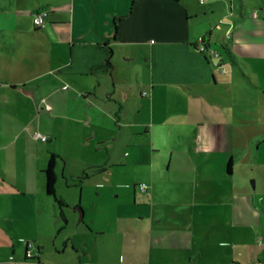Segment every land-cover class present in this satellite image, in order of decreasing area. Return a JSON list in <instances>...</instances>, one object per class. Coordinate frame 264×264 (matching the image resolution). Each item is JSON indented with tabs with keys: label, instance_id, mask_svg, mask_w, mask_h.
<instances>
[{
	"label": "crops",
	"instance_id": "0c3cea01",
	"mask_svg": "<svg viewBox=\"0 0 264 264\" xmlns=\"http://www.w3.org/2000/svg\"><path fill=\"white\" fill-rule=\"evenodd\" d=\"M245 3L0 0V264H264V134L254 153L235 149L229 105L243 80L264 93V13ZM53 153L56 193L76 187L78 201L61 196L85 219L61 239Z\"/></svg>",
	"mask_w": 264,
	"mask_h": 264
},
{
	"label": "rangeland",
	"instance_id": "374dc122",
	"mask_svg": "<svg viewBox=\"0 0 264 264\" xmlns=\"http://www.w3.org/2000/svg\"><path fill=\"white\" fill-rule=\"evenodd\" d=\"M264 2V0H246L245 3V8L246 11L249 15H251V13L253 11H257L259 12L262 9V12L260 13V15H262L264 13V7H262V3ZM235 7H237V10L240 9L241 4L240 2H236V4L234 5ZM228 9V14H232L230 9ZM234 14L241 18V15L238 12H233ZM234 18V17H233ZM246 72H248L249 74H252L250 72V70L248 68L245 69ZM254 84L258 86L257 83H259L261 80L256 76V74H254ZM242 85L245 88V91H240V89H236V91H238V100L236 97L232 98L233 100L235 99L237 101V104H241L242 108H240V106L238 105H234L235 102H230V106L232 108H230V113L232 116V121H235L238 125H240V127L244 130L243 132L245 133L242 141H238L235 137V149H247L249 152L256 151V144L258 143L259 139L261 138V136L264 134V93L261 89H257L251 86L250 82H247L245 80H243ZM222 106V105H221ZM224 107V106H222ZM246 109V110H245ZM250 110H254L255 113H252ZM29 112H26L24 114V120L26 122H31V121H35L38 119V117L40 116L38 114V111L32 110V108L28 109ZM226 113V117L227 119H229L228 117V113L227 111H225ZM63 134L60 133V137L61 140H59L58 142V146L61 147V149H64V144H63ZM237 140V141H236ZM54 140L52 141L53 144ZM43 144L46 146V149L48 151V144L44 143ZM264 150V145H260V151ZM252 153V155H253ZM58 160H61L60 158ZM253 160V159H252ZM261 160V158H260ZM241 165H234L238 170H240L243 173H248V171H252L250 169H252V165L248 164L246 158L241 159L240 161ZM63 164V163H62ZM62 182V183H60ZM59 185H57V195L59 197L64 198L63 196H61V193H65L67 196L74 198L75 201H78V199L80 198V192L78 191V189L76 187H73V189H69L67 190V187L65 188V184H63V181H60ZM74 190V192H73ZM52 201H55V198L53 196H50ZM65 200V198H64ZM66 206H63V211L64 213L66 212V214H74L76 216V220L74 222V220L72 219V221L70 222L69 225L66 224V220H64L63 218H61L60 214H61V206L55 202V206H56V210L58 212V215L56 216V218L59 220L60 226L58 228H56L55 232L53 233L55 235L56 238L61 239V237L63 236V234L65 233V230L71 229V230H75L76 228H78V230H82L85 226V219H83V221L79 222V218H80V206L82 209V205L81 204H77L76 203H72L69 204L66 200ZM91 207V206H90ZM84 211V208H83ZM47 226V227H46ZM46 226H40L39 229V233L41 235H45L46 233H49L50 231V227L49 225ZM66 226H68L66 228ZM65 227V229H64ZM63 228V229H62ZM61 229V230H60ZM11 239V240H10ZM45 239V238H43ZM48 239V242H46L47 244H51L52 240L51 238H46V240ZM53 239V238H52ZM12 245L13 242H15V238H13L12 236L9 237L8 239ZM21 247L23 248V250L21 251V254L24 253V247H25V243L21 242ZM8 248L11 250L10 255L13 254L12 251V246L8 245ZM35 249V248H34ZM20 252V251H19ZM16 254V252H15ZM14 255V254H13Z\"/></svg>",
	"mask_w": 264,
	"mask_h": 264
},
{
	"label": "trees",
	"instance_id": "16d2710c",
	"mask_svg": "<svg viewBox=\"0 0 264 264\" xmlns=\"http://www.w3.org/2000/svg\"><path fill=\"white\" fill-rule=\"evenodd\" d=\"M40 28V27H37ZM222 49L225 50V52L229 51L228 46L225 43H221L220 44ZM220 53L219 51H217V57H219ZM57 157L58 155L53 153L51 155V157L48 160L47 166L45 168V174H46V192L48 195L53 196L56 200V202L60 205L63 206L64 203L62 201V198L57 196L56 193V182H57V172H56V163H57ZM232 166H233V158H230L227 164V168L229 170V172L232 171ZM85 176V174L83 176H81V178H83ZM29 259V258H28Z\"/></svg>",
	"mask_w": 264,
	"mask_h": 264
},
{
	"label": "built area",
	"instance_id": "2783aa9c",
	"mask_svg": "<svg viewBox=\"0 0 264 264\" xmlns=\"http://www.w3.org/2000/svg\"><path fill=\"white\" fill-rule=\"evenodd\" d=\"M254 15H256V12L253 13ZM47 17H48V11L47 10H39L37 11L34 16H33V22H34V25L36 27H45L46 26V23H47ZM204 41L202 40V43ZM206 49V46L205 44L203 43V46H202V50H205ZM214 55H217V51L214 52ZM68 85L64 86V88H67ZM43 101H45V99H43ZM45 108H47L48 110L52 109V106L50 104H48L47 102L45 103ZM36 137H39L43 140H47L48 139V136L47 135H44V134H41L39 132H37L35 134ZM147 184L146 183H141L140 184V188L144 191L147 189ZM25 243H26V257L27 258H33L36 256L35 252H34V248H35V243L33 240H29V239H26L25 240Z\"/></svg>",
	"mask_w": 264,
	"mask_h": 264
},
{
	"label": "water",
	"instance_id": "95a60500",
	"mask_svg": "<svg viewBox=\"0 0 264 264\" xmlns=\"http://www.w3.org/2000/svg\"><path fill=\"white\" fill-rule=\"evenodd\" d=\"M81 210V209H80ZM82 217V211H81V213H80V218Z\"/></svg>",
	"mask_w": 264,
	"mask_h": 264
}]
</instances>
